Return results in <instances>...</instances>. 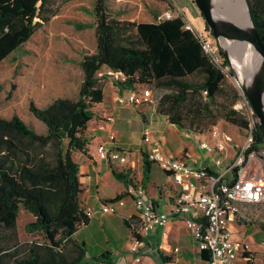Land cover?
Returning <instances> with one entry per match:
<instances>
[{"label":"rangeland","instance_id":"1","mask_svg":"<svg viewBox=\"0 0 264 264\" xmlns=\"http://www.w3.org/2000/svg\"><path fill=\"white\" fill-rule=\"evenodd\" d=\"M4 1L0 170L25 190L38 192L46 208L64 182V170H70L69 182L75 185L73 152L87 149L93 102L104 88L97 72L106 68L119 69L128 85L150 88L158 108L181 118L179 124L191 131L210 134L215 129L218 136L241 139L246 103L229 66V74L207 89L213 69L197 46L190 43V65L179 61L158 70L138 32L140 23L162 22L161 13L168 8V21L183 23L181 9L189 17L193 0H44L29 21ZM190 24L196 29L205 25L203 19ZM27 204V196L5 205L0 198V238L13 231L19 241L43 240L47 234L60 240L70 230L73 222L41 221Z\"/></svg>","mask_w":264,"mask_h":264},{"label":"crops","instance_id":"2","mask_svg":"<svg viewBox=\"0 0 264 264\" xmlns=\"http://www.w3.org/2000/svg\"><path fill=\"white\" fill-rule=\"evenodd\" d=\"M193 9L186 17L190 23L199 24L202 19L196 8ZM102 79L104 88L101 98L93 102L91 119L86 129L90 136L87 149L73 152L78 205L90 207L93 213L85 222L78 219L69 235L84 243L86 257L104 250L109 253L107 263L88 261L83 264H206V257L197 247L191 231L186 228L182 218L175 215H171L165 224L157 225L141 236L137 251L130 250L132 232L129 222L135 219L136 212L130 197L123 194V190L126 176H134L140 180L144 196L152 207L166 211L179 191L171 175L154 162L148 161L147 174L143 175L144 153L151 143L141 138L145 130L150 132L152 139L159 141L165 153L184 154L191 164L205 166L210 173L221 178L230 177V172L224 171V166L231 158L229 144H224L219 152L207 153L199 146V141L213 142L217 136L195 133L171 121L154 102L144 105L116 103L114 94L124 92L128 87L118 88L108 76ZM105 114H110L112 119L106 121ZM110 131L114 133L110 144L129 151L124 164L113 166L95 152L96 143L107 140ZM215 155L220 158L217 164L213 161ZM112 167L122 171L123 177H114ZM118 194L123 197L122 205L111 213L99 211L101 201ZM227 226L233 237L245 241L249 247L246 253L248 258L238 257L235 264H264V220L257 217L246 222L234 218L228 220ZM53 240L56 241V238ZM136 254L139 256L138 261L134 260Z\"/></svg>","mask_w":264,"mask_h":264},{"label":"built area","instance_id":"3","mask_svg":"<svg viewBox=\"0 0 264 264\" xmlns=\"http://www.w3.org/2000/svg\"><path fill=\"white\" fill-rule=\"evenodd\" d=\"M181 12L182 28L189 30L210 66L223 76L229 74L228 65L206 24L200 29L193 28L183 9ZM161 14L165 15L161 18H169L170 8L164 9ZM97 75L111 77L114 81L124 79L122 72L113 68L98 71ZM235 84L238 87L236 81ZM237 89L246 103L241 139L233 140L227 134L218 136L213 129L210 134L217 136L213 142L199 141V146L207 153L219 152L224 144H229L231 158L224 166V171L230 172L229 178L214 175L205 166L191 164L184 154L165 153L159 141L151 138L148 130L142 133V140L151 142L144 153L145 159L170 174L178 184L179 191L167 211L155 210L145 198L140 180L129 175L123 194L130 197L136 212L135 219L129 222L132 232L130 250L137 251L141 236L146 235L155 226L165 224L171 215H175L181 217L186 228L191 231L197 247L207 252L206 264H235L238 257L248 258V244L233 237L227 222L234 218L246 222L257 217L264 220V141L262 138L261 141L256 140L259 133L256 116L239 87ZM113 100L119 104L130 105L154 102L150 88L137 86H130L124 92H116ZM104 119L110 121L112 117L105 114ZM113 137L114 133L110 131L107 140L96 143L95 152L99 158L113 166L124 164L129 151L113 147L110 144ZM213 161L217 164L220 158L215 155ZM122 204L123 197L119 195L101 201L98 209L102 213H111ZM80 210L86 217L93 213L87 206L80 207ZM134 260H139L137 254Z\"/></svg>","mask_w":264,"mask_h":264},{"label":"trees","instance_id":"4","mask_svg":"<svg viewBox=\"0 0 264 264\" xmlns=\"http://www.w3.org/2000/svg\"><path fill=\"white\" fill-rule=\"evenodd\" d=\"M246 2L250 17L264 46V0H246ZM4 3L14 7L15 13L20 14L24 20L29 21L36 15L37 10L42 7L44 0H5ZM173 21H175L173 24L168 20L157 23L138 24L140 37L148 48V54L153 58L152 63L154 66L152 68L154 69L160 70L166 64L174 65L179 61L185 65H190L192 56L190 43L194 44L195 47L197 46L199 50L196 41L188 30L182 28V23L177 19ZM185 37H188L189 41H185ZM200 55L205 59L202 53ZM197 56L195 53V58ZM168 71H170L169 68ZM211 73V79L205 82L207 89L213 86L221 75L215 69ZM115 84L118 88L131 86L124 80L115 81ZM206 95H210V92L207 90ZM169 119L179 124L181 118H174L170 114ZM180 125L186 127L183 124ZM257 134L256 140L261 141L260 133ZM147 168L148 160L144 158V176L147 174ZM69 172V169L64 170V182L62 186L65 185V187L62 189V186H60L61 188L59 187L54 190L53 194H55V197L47 202L50 207L46 208L45 202L40 200L38 192L25 190L21 182L9 176L5 171L0 170V198L4 205L11 203L16 196H27V207L41 221L56 223L57 225L64 224L65 222L74 223V225L72 223L70 230L64 237L60 240L56 239V241L53 240L54 237L51 234H47L46 237L43 236V240L19 241L13 231L9 232L4 238H0V264H83L88 261L107 263L109 253L107 250L86 257L84 243L77 241L69 235L78 219H81L83 222L87 220V217L78 205L76 182L75 185L69 182ZM111 173L116 178H122L124 175L122 171H118L114 167L111 168ZM128 178L129 175L126 176L125 183ZM116 196H119V194ZM7 210V213L12 215L11 210L9 208ZM202 252L207 259V252L205 250H202Z\"/></svg>","mask_w":264,"mask_h":264},{"label":"water","instance_id":"5","mask_svg":"<svg viewBox=\"0 0 264 264\" xmlns=\"http://www.w3.org/2000/svg\"><path fill=\"white\" fill-rule=\"evenodd\" d=\"M204 23L213 36L218 50L256 116V123L264 141V46L250 17L246 0H243L249 26L237 22L240 5L237 0H219L223 16L215 13L212 0H193ZM233 41L250 46L235 47Z\"/></svg>","mask_w":264,"mask_h":264},{"label":"bare ground","instance_id":"6","mask_svg":"<svg viewBox=\"0 0 264 264\" xmlns=\"http://www.w3.org/2000/svg\"><path fill=\"white\" fill-rule=\"evenodd\" d=\"M214 2V10H215V13L222 17L223 16V12L220 8V4H219V0H212ZM239 5H240V13L237 17V22L243 26V27H248L249 26V19H248V16L246 14V10H245V6H244V3H243V0H237ZM232 45L235 46V47H246L247 50H250L251 47L250 46H247L245 45L244 43H239L237 41H233L232 42ZM263 100H264V95H263Z\"/></svg>","mask_w":264,"mask_h":264},{"label":"flooded vegetation","instance_id":"7","mask_svg":"<svg viewBox=\"0 0 264 264\" xmlns=\"http://www.w3.org/2000/svg\"><path fill=\"white\" fill-rule=\"evenodd\" d=\"M163 21L169 20L168 18H162Z\"/></svg>","mask_w":264,"mask_h":264}]
</instances>
